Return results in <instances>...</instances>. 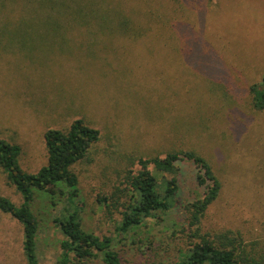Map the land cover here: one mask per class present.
Masks as SVG:
<instances>
[{
    "label": "rangeland",
    "instance_id": "1",
    "mask_svg": "<svg viewBox=\"0 0 264 264\" xmlns=\"http://www.w3.org/2000/svg\"><path fill=\"white\" fill-rule=\"evenodd\" d=\"M16 1L27 0H0V12ZM81 2L93 8H85L90 24L70 15L60 27L38 18L0 22V139L21 145L22 168L34 173L47 163L49 128L81 118L99 129L100 140L74 166L86 203L83 228L112 236L123 264H163L151 246L174 245L173 221L203 191L193 162L178 163L175 211L162 223L148 218L138 234H119L121 215L98 199L123 187L127 172L141 168L139 158L194 148L222 181L203 230L264 238V110L253 105L264 91V0ZM0 192L23 200L1 167ZM60 205L45 194L33 203L41 264H57L61 253L63 235L52 221ZM23 240L22 224L0 211V264H27Z\"/></svg>",
    "mask_w": 264,
    "mask_h": 264
},
{
    "label": "trees",
    "instance_id": "2",
    "mask_svg": "<svg viewBox=\"0 0 264 264\" xmlns=\"http://www.w3.org/2000/svg\"><path fill=\"white\" fill-rule=\"evenodd\" d=\"M15 4L19 5L0 12V22L30 24L38 18L44 23L60 27L65 16L70 15L76 24H90L91 17L89 13L85 16V8L93 9L81 0H38L37 5L27 0L23 5L18 1ZM41 12L42 18H39ZM90 12L94 13L95 10ZM16 16H19L18 19H15ZM127 22L128 19L123 23ZM253 105L256 109L264 110V91L254 98ZM99 140L100 130L81 118L72 121L66 129L49 128L45 132L47 163L30 173L20 164L21 145L0 139V167L7 174L9 184L23 198L20 204H16L0 192V211L10 214L22 224L23 251L27 264H41L37 252L40 221L33 211L38 194H45L53 206L61 201L60 210L52 215V221L63 235L57 264H91L97 259H101L104 264H123L119 252L113 247L112 236H99L85 230L82 225V212L86 203L80 195L79 176L74 166L86 160L91 148ZM184 160L193 162L197 167L196 181L203 191L184 203V217L173 221L169 238L174 240V245L151 246L161 254V262L264 264L263 237L249 240L240 232L230 229L215 232L203 230L202 220L210 205L219 197L222 181L210 160L194 148H172L164 157L156 154L139 158L141 168L137 172H127L123 187H117L110 195L99 196V202L107 207L109 214L118 211L121 215L117 222L119 234H138L147 227L148 218L162 223L175 211L180 190L178 163ZM151 164L162 173L163 178L151 170Z\"/></svg>",
    "mask_w": 264,
    "mask_h": 264
}]
</instances>
